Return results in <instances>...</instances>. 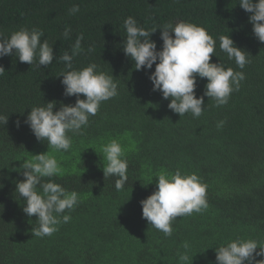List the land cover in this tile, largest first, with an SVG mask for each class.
I'll return each instance as SVG.
<instances>
[{"label": "trees", "instance_id": "1", "mask_svg": "<svg viewBox=\"0 0 264 264\" xmlns=\"http://www.w3.org/2000/svg\"><path fill=\"white\" fill-rule=\"evenodd\" d=\"M239 0H0V32L10 35L20 27L42 29L56 59L47 67L0 58V264H181L178 253L190 245L189 264H216L215 247L236 238L264 242V43L254 35L249 13ZM79 5L80 11L69 9ZM134 17L151 29L183 20L202 25L217 40L210 62L223 63L245 73L239 91L226 105L204 97L199 118L180 117L168 108L170 100L153 91L149 79L155 70H135L123 51L124 20ZM70 27L68 39L62 35ZM83 33V51L74 57L80 69L96 63L118 82V95L101 103L82 135L73 136L69 151H54L38 141L24 123L30 108L56 101L74 104L65 96L64 69L59 57L71 55ZM230 35L237 47L250 54L251 63L239 69L219 49L220 35ZM174 35V34H173ZM161 30L151 40L161 50ZM92 46L94 50L88 51ZM207 78L197 77L196 96L205 92ZM81 98L83 94H81ZM23 112V113H22ZM226 121L217 128L219 121ZM17 121L20 126L17 127ZM116 139L126 150L128 183L116 191L106 179L101 146ZM55 156L61 174L53 177L67 190L79 193L72 219L51 236L36 237V216L23 212L24 201L15 193L24 177L14 169L32 158ZM196 173L207 185L208 209L177 217L173 234L153 228L142 217L141 200L156 189L155 176L165 170ZM47 179V178H45ZM257 259H260L258 257ZM193 260V261H192Z\"/></svg>", "mask_w": 264, "mask_h": 264}, {"label": "clouds", "instance_id": "2", "mask_svg": "<svg viewBox=\"0 0 264 264\" xmlns=\"http://www.w3.org/2000/svg\"><path fill=\"white\" fill-rule=\"evenodd\" d=\"M238 4L250 14L253 33L264 43V0H239ZM79 11V5L69 9L73 15ZM124 28L126 37L122 46L125 56L134 62L135 70H150L155 64V70L149 76L153 91L161 92L165 100H170L168 108L180 117L190 113L199 118L205 110V96L214 100L217 107L226 105L231 94L239 91L246 78L243 71L226 67L221 62H210L213 55L217 56V40L202 25L178 20L148 29L128 16L124 20ZM157 29L161 30V50H157L156 42L150 39ZM70 32V27L65 28L63 37L68 39ZM44 36V31L36 27H20L10 35L0 32V58L14 56L31 66L36 63L37 67H47L56 57L54 44H50L47 38L42 40ZM83 39V33H80L71 55L65 51L59 57L64 62V69L58 75L63 78L64 95L75 96V103H61L55 112L56 101L33 106L24 121L38 141L46 142L48 148L57 152L69 151L73 136L83 134V129L90 123L89 117L97 114L101 103L119 94L115 77L101 70L96 63L80 69L74 67V57L83 51ZM218 39L220 51L229 60H234L239 69L251 63L250 54L237 47L229 34L220 35ZM93 50L92 46L88 48L89 52ZM4 71L0 66V74ZM197 77L207 78L205 92L199 98L195 92ZM7 122L8 116L0 114V125ZM225 122L219 121L217 128H222ZM16 123L19 127L20 122ZM101 151L106 160L102 166L105 180L114 178L115 190H125L129 179L125 148L118 140L112 139L101 146ZM14 170L24 177L15 182V193L24 201L23 212L29 217L35 215L38 222V226L32 228L34 236H51L58 231L59 225L70 222L71 215L65 213H71L77 207L80 196L77 191H69L52 179L61 174V166L55 156L48 150L32 155ZM155 178L156 189L140 201L142 217L165 237L172 236V222L177 217L208 209L207 185L196 173H182L180 169L174 173L161 170ZM182 247L184 251L178 253L179 261L189 264L190 245L185 241ZM214 249L216 264H264V242L255 239L236 238Z\"/></svg>", "mask_w": 264, "mask_h": 264}]
</instances>
